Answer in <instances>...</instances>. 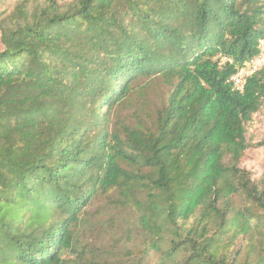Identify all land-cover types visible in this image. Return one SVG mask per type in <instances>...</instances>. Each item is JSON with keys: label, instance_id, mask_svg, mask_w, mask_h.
<instances>
[{"label": "trees", "instance_id": "1", "mask_svg": "<svg viewBox=\"0 0 264 264\" xmlns=\"http://www.w3.org/2000/svg\"><path fill=\"white\" fill-rule=\"evenodd\" d=\"M0 32V264H264L245 167L264 0H22ZM259 140V141H257Z\"/></svg>", "mask_w": 264, "mask_h": 264}, {"label": "rangeland", "instance_id": "2", "mask_svg": "<svg viewBox=\"0 0 264 264\" xmlns=\"http://www.w3.org/2000/svg\"><path fill=\"white\" fill-rule=\"evenodd\" d=\"M22 0H0V29L2 25H7V17L14 8L21 2ZM33 2V5H36L37 2L42 5L44 0H30ZM63 1H71V0H63ZM1 36V32H0ZM2 47L0 44V51ZM264 115V113H263ZM260 121H264V116L260 118ZM257 137L264 140V122L260 123ZM259 141V140H257ZM245 167L251 169L254 172H262L264 170V148L254 149L247 153Z\"/></svg>", "mask_w": 264, "mask_h": 264}, {"label": "built area", "instance_id": "3", "mask_svg": "<svg viewBox=\"0 0 264 264\" xmlns=\"http://www.w3.org/2000/svg\"><path fill=\"white\" fill-rule=\"evenodd\" d=\"M257 48L258 54L239 66L230 79L236 91L243 92L248 80L255 75L264 79V37L258 40Z\"/></svg>", "mask_w": 264, "mask_h": 264}]
</instances>
